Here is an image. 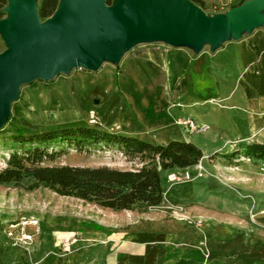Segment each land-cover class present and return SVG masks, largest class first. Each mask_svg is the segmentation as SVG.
Instances as JSON below:
<instances>
[{"label":"rangeland","instance_id":"obj_1","mask_svg":"<svg viewBox=\"0 0 264 264\" xmlns=\"http://www.w3.org/2000/svg\"><path fill=\"white\" fill-rule=\"evenodd\" d=\"M203 1L209 14L226 11L234 5ZM7 4L8 0L2 7L1 18L7 16L4 10ZM5 48L0 33V51ZM119 64L105 61L97 70L77 67L49 80L36 79L23 84L19 97L12 103L11 120L0 130V172L10 166L136 169L155 163L113 143L76 139L30 144L14 140L17 127L31 134L84 125L157 143L153 140V130L157 128L148 127L150 122L142 124L145 131L142 129L139 136L112 125L114 119L122 118L126 107L133 108L128 94L139 113L143 111L150 117L157 108H171L162 86L146 90L141 98L127 80L129 84L124 87L129 91L125 92L119 82L121 69L115 67ZM91 76L99 81L89 82ZM92 110L96 112L95 121ZM207 132L210 130L200 133ZM250 142L264 143V136L232 141L204 151L200 146L203 157L196 164L164 171V200L157 206L158 212L165 215L152 225L145 222V229L170 233L172 216L178 217L183 225H193L200 232L197 245L204 250L208 264L214 263L211 254L217 246L223 248L224 264H264V159L243 153V145ZM35 150L37 154L27 156ZM236 150L239 151L235 153ZM12 154L16 157L12 158ZM186 171L190 177H186ZM132 210L142 215L152 209L139 206ZM114 218L105 207L62 195L31 176L0 183V264H79L75 251L78 241H85L97 230L103 231L104 225L112 223ZM217 234L220 236L216 237Z\"/></svg>","mask_w":264,"mask_h":264},{"label":"crops","instance_id":"obj_2","mask_svg":"<svg viewBox=\"0 0 264 264\" xmlns=\"http://www.w3.org/2000/svg\"><path fill=\"white\" fill-rule=\"evenodd\" d=\"M208 1L226 6L242 0ZM115 67L121 69L119 82L125 92L129 91L124 87L127 80L141 98L146 90L162 86L171 108H157L150 117L139 113L128 94L133 108L126 107L122 118L112 121L113 126L139 136L145 131L142 124L150 122L148 127L157 128L153 130L157 143L186 140L203 151L264 136V26L214 50L209 45L196 51L164 42L141 43ZM88 81L96 84L99 80L91 76ZM205 130L210 132L200 133ZM158 206H149V214L142 215L134 209L106 208L116 218L103 231L78 241L79 264H208L204 250L197 245L201 234L193 225H183L172 216L170 233L145 229V222L152 225L165 215L158 212ZM211 255L214 263L210 264H224L223 248L217 246Z\"/></svg>","mask_w":264,"mask_h":264},{"label":"water","instance_id":"obj_3","mask_svg":"<svg viewBox=\"0 0 264 264\" xmlns=\"http://www.w3.org/2000/svg\"><path fill=\"white\" fill-rule=\"evenodd\" d=\"M0 18V129L21 86L77 67L116 64L136 45L164 42L196 51L217 49L264 26V0H244L207 13L194 0H60L42 19L38 0H8Z\"/></svg>","mask_w":264,"mask_h":264},{"label":"trees","instance_id":"obj_4","mask_svg":"<svg viewBox=\"0 0 264 264\" xmlns=\"http://www.w3.org/2000/svg\"><path fill=\"white\" fill-rule=\"evenodd\" d=\"M6 1H0V18L3 16L2 7ZM113 1L107 0L109 4ZM194 1L204 8L203 0ZM59 2L60 0H40L38 11L41 18L51 16ZM10 120L11 118L7 122ZM14 132V140L22 143L41 144L76 139L113 143L123 146L130 153L141 155L142 158L155 160V163L143 164L136 169L71 165L34 168L10 166L0 172V183L31 176L37 182L43 183L62 195L75 196L113 210L160 205L164 200L162 173L175 168L190 167L203 157L201 147L191 141L172 139L166 144L154 143L137 136L84 125L65 126L31 134H25L22 128L17 127ZM238 151L236 150L235 153ZM242 151L250 157L264 159L263 142L247 143L243 145ZM35 154L37 150L29 151L27 156L31 157ZM15 155L12 154V158L16 157Z\"/></svg>","mask_w":264,"mask_h":264},{"label":"built area","instance_id":"obj_5","mask_svg":"<svg viewBox=\"0 0 264 264\" xmlns=\"http://www.w3.org/2000/svg\"><path fill=\"white\" fill-rule=\"evenodd\" d=\"M95 115H96V112L94 110H92L91 112V116H92V121H95ZM186 177H190V172L189 171H186ZM175 176V175H174ZM176 177V176H175ZM174 177V178H175Z\"/></svg>","mask_w":264,"mask_h":264}]
</instances>
